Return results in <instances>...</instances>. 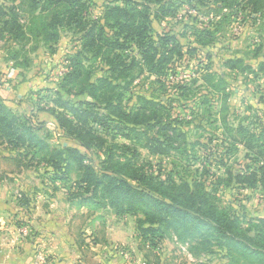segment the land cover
I'll use <instances>...</instances> for the list:
<instances>
[{
	"label": "rangeland",
	"instance_id": "1",
	"mask_svg": "<svg viewBox=\"0 0 264 264\" xmlns=\"http://www.w3.org/2000/svg\"><path fill=\"white\" fill-rule=\"evenodd\" d=\"M84 1L91 24H104L109 6L123 5ZM132 3L149 10L153 38L175 36L182 56L160 78L136 71L126 88L92 52L83 54L85 81L63 84L71 58L82 49L80 27L57 23L45 33L46 14L34 19L28 2L0 0V105L5 117L15 119L14 136L0 127V243L20 251L39 234L36 228L56 225L80 247L73 264H264V190L243 187L231 175L264 162V14L251 15L242 0ZM125 53L136 55L135 47ZM105 77L115 86H108L114 110L98 88L97 79ZM139 96L158 103L148 111L160 122L139 124L133 141L124 135L129 121L117 110H145ZM63 102L81 109L86 122ZM166 147L168 153L160 154ZM87 168L119 170V178L149 197L117 204L108 194H95L82 182ZM161 182L186 184L189 192L203 184L210 194L206 206L188 209L199 216L212 204L217 218L232 221L229 237L206 226L176 232L152 223L160 215L151 199H170L157 190ZM37 248L31 264H49L54 255Z\"/></svg>",
	"mask_w": 264,
	"mask_h": 264
},
{
	"label": "trees",
	"instance_id": "2",
	"mask_svg": "<svg viewBox=\"0 0 264 264\" xmlns=\"http://www.w3.org/2000/svg\"><path fill=\"white\" fill-rule=\"evenodd\" d=\"M18 1V0H15ZM20 4L29 3L30 10L34 19L39 18V15H47L50 20L43 21V27L45 33H48L49 29L53 28L57 23L67 22L68 25L80 27L82 33V49L75 56L71 58L70 71L65 74L62 79L63 84H75L85 81V66L83 64V54L89 52L93 53V59H101L106 65V71L110 76L124 81L125 87L130 86L136 78V71L148 72L149 74L160 78L166 73L168 66L176 57H181V46L176 40L175 36L169 34H162L157 37V40L151 35L152 29L150 28L152 20L149 17V10L141 11L133 5V0H115L116 2L123 3L122 6L111 5L105 14V23L102 24L99 21L89 23L85 20L83 15L86 8V2L84 0H19ZM246 4L245 8L250 10L251 15H263L264 14V0H242ZM237 4H240L238 2ZM229 7H232L231 4ZM11 13H13L11 11ZM15 26H17V14L13 13ZM166 15V14H165ZM158 17V16H157ZM5 25L10 27V20L5 21ZM11 28V27H10ZM110 29V30H108ZM110 31V32H109ZM129 47H135L136 55L130 56L125 53ZM264 67V64L262 65ZM214 77H211L209 82L212 86L214 84ZM219 82V80H218ZM98 88L104 89L102 93L107 97L106 104L109 109L112 110L114 102L111 97L108 96L109 88L114 89L113 80L109 81L107 77L97 79ZM64 87V85H63ZM70 93V91H68ZM139 101L142 103L143 109L137 110L136 113L126 114L120 110L118 111V118L120 120H128L129 129L127 134H124L126 138L135 141L140 133H138L137 126L142 123H147L150 118L158 120L160 117L153 113L149 116L148 107L157 106L158 103L154 99H148L144 96H139ZM62 107L69 109L70 112L75 113V117L83 122H86V118H82L83 114L81 109L75 108L68 102H63ZM116 109V105L113 110ZM155 110V108L153 109ZM7 111L4 105H0V127L5 134L14 136L15 119H8L4 116ZM151 112V111H150ZM154 112V111H153ZM92 116V115H91ZM133 118H130V117ZM94 117V116H92ZM97 120V118H94ZM139 119V120H136ZM6 122V125H2ZM24 124H21L23 127ZM27 129V128H26ZM11 131V133H9ZM9 137V141L11 140ZM185 139V137H184ZM17 140H20L18 136ZM12 141V140H11ZM152 141L156 142V140ZM171 140H167V142ZM160 154H167L169 149L161 148L158 150ZM68 152L75 153V149L68 148ZM255 154H261L255 152ZM264 154V153H262ZM264 158V156H263ZM262 158V161H263ZM260 160L259 157H255L254 161ZM261 161V162H262ZM79 162L82 163V158H79ZM57 169H60L57 164ZM248 171L244 173H238L231 175L234 179L243 187L264 190V162L260 164V161L255 166H249ZM252 169V170H250ZM85 177L82 182L87 183L90 188L93 186V192L95 194L100 191L104 195H110L112 199H116V203L119 204L121 200L125 198L128 201L139 200V198H146L143 192L137 190L132 184L125 178H119L117 175L119 170L110 172H103L102 174L96 173L93 169L87 168ZM109 171V170H107ZM161 189L157 188L161 195L170 197L169 202H166L158 197L151 199L154 207L159 210V215L152 219V223L160 222L166 228H170L178 232L179 228L184 230L188 226L197 231L202 230L204 226L209 228V231L218 233L223 237L227 236V233L231 231L232 221L217 218L216 209L210 204L206 208L205 213L202 215L209 221L207 223L200 220V216H194L191 214V210L188 209L193 205H200L202 203L206 206L208 202V196L210 195L205 189L203 184L195 186V191L189 192L186 184L179 186L173 183V187L161 182ZM186 191H185V189ZM186 198L179 200V198ZM199 211V210H198ZM197 213V212H196ZM226 221V222H225ZM147 231V230H146ZM150 232L160 231L158 228H151ZM262 232V231H261ZM184 233V232H183ZM192 234V233H191ZM212 234V235H213ZM261 241L264 243V236Z\"/></svg>",
	"mask_w": 264,
	"mask_h": 264
},
{
	"label": "crops",
	"instance_id": "3",
	"mask_svg": "<svg viewBox=\"0 0 264 264\" xmlns=\"http://www.w3.org/2000/svg\"><path fill=\"white\" fill-rule=\"evenodd\" d=\"M36 229L39 230V234L33 241H27L21 246L23 249L20 251L19 249L18 251H6L7 248H5L6 250L3 248L5 244L0 243V247H2L0 249V264H31L34 257L33 252L38 249L37 247L48 249L54 255L49 260V264H73L75 259L73 255H79L80 247L71 238L67 229L63 230L56 225L39 226ZM42 235H49V238H42ZM127 264L136 263L128 262Z\"/></svg>",
	"mask_w": 264,
	"mask_h": 264
}]
</instances>
